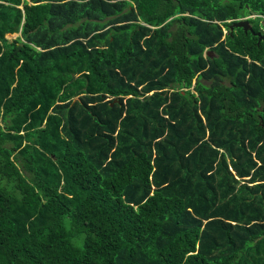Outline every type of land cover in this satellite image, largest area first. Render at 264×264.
I'll list each match as a JSON object with an SVG mask.
<instances>
[{"label":"trees","instance_id":"trees-1","mask_svg":"<svg viewBox=\"0 0 264 264\" xmlns=\"http://www.w3.org/2000/svg\"><path fill=\"white\" fill-rule=\"evenodd\" d=\"M262 36L264 0H0V264H264Z\"/></svg>","mask_w":264,"mask_h":264},{"label":"water","instance_id":"water-1","mask_svg":"<svg viewBox=\"0 0 264 264\" xmlns=\"http://www.w3.org/2000/svg\"><path fill=\"white\" fill-rule=\"evenodd\" d=\"M236 27H242L245 31L253 30L252 25L250 24V21H249V17H244V18H241L239 20H236L235 22H233V24L230 25V28L232 30ZM257 34L259 36L261 35L260 33H257ZM262 37H264V36H262ZM260 39H261V37H260ZM21 46H22L21 44H18L14 53L19 52L21 50Z\"/></svg>","mask_w":264,"mask_h":264},{"label":"clouds","instance_id":"clouds-1","mask_svg":"<svg viewBox=\"0 0 264 264\" xmlns=\"http://www.w3.org/2000/svg\"><path fill=\"white\" fill-rule=\"evenodd\" d=\"M255 16H256V15H250V16H247V17H249V19H250L251 17H255ZM19 33H20V35H21V32H19ZM13 34H17V33H9V34H7V38L10 39L9 36H10V35H13ZM10 40H12V39H10Z\"/></svg>","mask_w":264,"mask_h":264},{"label":"rangeland","instance_id":"rangeland-1","mask_svg":"<svg viewBox=\"0 0 264 264\" xmlns=\"http://www.w3.org/2000/svg\"><path fill=\"white\" fill-rule=\"evenodd\" d=\"M19 35H20V33L13 34V35H10L9 38L13 40V39L17 38Z\"/></svg>","mask_w":264,"mask_h":264}]
</instances>
